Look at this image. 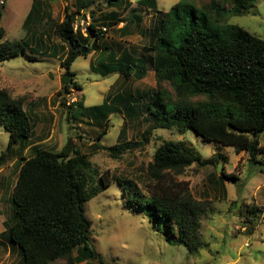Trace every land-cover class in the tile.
I'll return each mask as SVG.
<instances>
[{"label":"trees","instance_id":"1","mask_svg":"<svg viewBox=\"0 0 264 264\" xmlns=\"http://www.w3.org/2000/svg\"><path fill=\"white\" fill-rule=\"evenodd\" d=\"M100 1H107L111 7L120 5L118 0ZM211 1L214 4L215 0ZM223 1L233 5L229 11L231 16H243L256 0ZM89 3L90 0H75L74 12L67 7L65 18L54 26L53 33L63 43L61 50L64 52L60 57L62 89L57 98L67 109L68 116L80 120L82 113L103 118L123 113L125 118L144 121L148 117L153 130L174 129L181 134L190 130L204 142L231 147L237 155L246 153L249 162L259 165L264 173V39L238 26H231L223 33L209 32L213 21L207 13L203 14L201 23L193 22L183 33L188 20L182 18V10L190 8L186 0L169 12L157 14L150 46L144 49L157 83L149 95L143 91L123 92L90 108L85 106L83 98L69 105L68 96L72 90L83 91L72 70L80 57L87 58L102 51L105 60L97 67L90 65L91 70L102 77L118 73L126 82L143 81L148 76L146 61L135 59L125 48L122 57L113 50L106 56L101 46L106 31L94 20L95 13H86ZM4 5H0V10ZM41 6L34 0L28 22L34 23ZM130 6L129 3L126 8ZM88 15L92 20L84 34L82 26L76 29V24ZM107 16L110 28L118 26L120 11H112ZM136 19L139 21L140 17ZM134 20L133 17L130 21ZM40 35L31 29L22 40L10 41L5 40V30L0 28V62L26 55L28 49L42 50L45 44ZM23 105V99L0 89V128L10 135L8 149L20 143L24 151V144L31 139L33 124ZM109 126L107 121L105 132L98 139ZM146 144L144 137L141 141H125L102 147V150L118 159L144 149ZM72 149L69 139L61 153L34 147L33 156L19 157L22 165L11 197L13 213L4 223V232L0 233V245L6 240L11 250L18 251V264L90 261L105 264L91 245V222L86 216L85 204L112 182L119 183L140 208L151 210L167 240L173 239V244L185 246L191 255L207 247L201 229L203 220L211 216L210 202L196 199L190 182L180 181L178 177L195 165L217 167L221 162L225 166L229 160L224 154L203 158L185 143L164 142L148 165L150 184L142 190L131 179L110 178L108 174L101 175L99 184L93 183L88 157L78 149L73 150L75 156L71 157L68 153ZM6 158L4 153L1 160ZM220 178L235 184L239 181L236 173L225 171L220 173ZM259 212L258 207H247L250 217L258 216Z\"/></svg>","mask_w":264,"mask_h":264},{"label":"rangeland","instance_id":"2","mask_svg":"<svg viewBox=\"0 0 264 264\" xmlns=\"http://www.w3.org/2000/svg\"><path fill=\"white\" fill-rule=\"evenodd\" d=\"M38 1L42 5L41 11L36 13L32 24L28 19L34 0H4L5 5L0 10V28L5 30V40L10 41L22 40L33 29L41 34L40 38L49 48L47 52H50L51 47L59 49L63 45L53 33L54 26L65 18L67 7L74 12L75 0ZM90 1L86 13H95L94 20L102 31H106L105 38L101 39L106 56L113 50L122 57L121 52L126 49L135 59L146 61L148 76L143 81L132 79L126 82L118 73L102 77L93 72L90 66L93 64L97 67L100 61L105 60L101 51L87 58L80 57L73 64L72 70L83 91L72 90L68 96V104L84 97L85 106L90 108L101 105L104 98L108 99L110 96L109 99H112L123 92L135 94L143 91L149 95L157 83L144 49L150 46L157 14L160 11L169 12L186 0H118L120 5L116 7L108 6L107 1ZM129 3L131 6L126 8ZM189 3L190 8L182 10V18L188 20L183 33L187 32L188 26L193 22L201 23L203 14L207 13L213 21L209 32L223 33L231 26H238L264 39V0H256L250 11L243 16H231L229 11L233 5L223 0H215L214 4L211 0H189ZM112 11H120V18L117 19L118 26L110 28V21L106 17ZM137 16L140 17L139 21ZM133 17L135 20L131 22ZM89 18L88 22L92 20ZM59 57V54L50 56L42 51L28 49L26 55L0 62V89L19 100L23 99V107H26L33 124L31 143L37 144L34 147L61 153L71 139L73 149L68 155L74 157V151L78 149L88 157L93 183L99 184L101 175L108 174L110 178L131 179L142 190H146L150 184L148 165L152 162L156 149L167 141L185 143L203 158L224 154L229 160L225 166L221 162L217 167L202 168L195 165L178 177L180 181H189L194 197L210 202L212 209L211 216L208 215L203 220L201 229L207 247L196 255H191L183 245L173 244V239L167 240L165 231L159 229L151 210L140 208L119 183L112 182L106 190L88 201L85 212L91 222L90 242L104 263L264 264V173L260 171V166L250 163L246 153L237 155L231 147L204 142L193 131L181 134L174 129L153 130L146 112L143 118L147 117V121L142 118L131 120L125 118L123 113L111 114L106 118L89 117L82 113V121L73 119L57 98V93L62 89L63 72ZM163 88L172 91L169 86L163 85ZM107 121L109 129L98 139L105 132ZM144 137L147 141L144 149L127 153L118 159L102 150V147H111L125 141H141ZM9 140V133L0 128V163L5 164L13 154L16 157L17 149L20 150L22 145L19 143L8 149ZM262 142L264 143V136ZM31 152L32 150L24 155L31 157ZM4 153L7 158L1 160ZM7 169L9 173L12 172L11 168ZM223 171L236 173L238 183L222 180L220 173ZM14 178L5 181L10 190H6L4 199L0 196V233L4 230L2 222L13 213L11 192ZM253 206L261 210L256 217H250L247 213V207ZM3 243L0 245V264H18V251L11 250L6 240ZM83 264L99 263L90 261Z\"/></svg>","mask_w":264,"mask_h":264},{"label":"crops","instance_id":"3","mask_svg":"<svg viewBox=\"0 0 264 264\" xmlns=\"http://www.w3.org/2000/svg\"><path fill=\"white\" fill-rule=\"evenodd\" d=\"M37 48H38V46H37ZM48 47H46V45H44V47L42 48V50H40V51H42V53L44 54H50V56L51 55H53V54H56L57 52V54H59L60 55V57H62V55H63V53L64 52H62V46L59 48V50L57 51V49L56 48H53L52 49V47H51V51L50 52H47L48 51ZM37 52H39L38 50H37ZM62 53V54H61ZM101 53H102V51H101ZM60 57H59V59H60ZM81 98H83V100H84V97H81ZM105 99V98H104ZM24 110L25 111H27L26 110V107H24ZM25 146H24V151H23V148H22V145H21V147H20V150H18L17 149V153L18 154H16V157H14V155L15 154H13V157L9 160V161H7L5 164H4V162L2 163H0V166H2V167H0V196H1V199H4V197H5V193H6V190H10V187H9V185H7L6 183H5V181L6 180H9L11 177H15L14 179H13V183H14V186H13V188H12V192H11V194H13V191H14V188H15V185H16V182H17V180H18V175H19V170H20V167H21V165H22V163L20 162V160H19V157H21V156H24V157H26V158H30V157H28V156H25L24 155V153H26V152H28L29 153V151H31L32 150V152H33V148H34V146H36L37 144H32L31 143V139L29 140V142H27L26 144H24ZM31 152V153H32ZM14 158V159H13ZM9 164V167H6V165H8ZM7 168H11L12 169V172L11 173H9V171H8V169ZM8 209V208H7ZM6 209V210H7ZM4 210V209H3ZM3 212V211H2ZM12 212H13V209H12ZM0 213H1V211H0ZM4 213V212H3ZM10 218V217H9ZM9 218H7L4 222H2V225L4 226V223L9 219ZM4 230H5V227H4ZM4 230H3V232H4ZM2 233V232H1Z\"/></svg>","mask_w":264,"mask_h":264},{"label":"built area","instance_id":"4","mask_svg":"<svg viewBox=\"0 0 264 264\" xmlns=\"http://www.w3.org/2000/svg\"><path fill=\"white\" fill-rule=\"evenodd\" d=\"M3 4H5V2H4V0H0V5H3ZM90 16L88 15L87 17H86V19L84 18V19H82V21H79V23H77L76 24V29L78 28V26L79 25H81L82 26V32L85 34L86 33V27L90 24V22H88L87 21V19H89L90 20V18H89ZM86 24V25H85Z\"/></svg>","mask_w":264,"mask_h":264},{"label":"water","instance_id":"5","mask_svg":"<svg viewBox=\"0 0 264 264\" xmlns=\"http://www.w3.org/2000/svg\"><path fill=\"white\" fill-rule=\"evenodd\" d=\"M221 169H222V165H220Z\"/></svg>","mask_w":264,"mask_h":264}]
</instances>
